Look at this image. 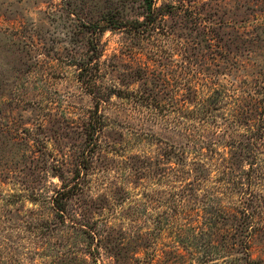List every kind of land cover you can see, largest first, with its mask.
Wrapping results in <instances>:
<instances>
[{"label":"rangeland","instance_id":"374dc122","mask_svg":"<svg viewBox=\"0 0 264 264\" xmlns=\"http://www.w3.org/2000/svg\"><path fill=\"white\" fill-rule=\"evenodd\" d=\"M153 5L0 0V264H264V0Z\"/></svg>","mask_w":264,"mask_h":264},{"label":"trees","instance_id":"16d2710c","mask_svg":"<svg viewBox=\"0 0 264 264\" xmlns=\"http://www.w3.org/2000/svg\"><path fill=\"white\" fill-rule=\"evenodd\" d=\"M143 3H144V7H145V11H146V18H148V20H150L151 22L156 20L154 18H157L161 15H163L164 13V10L166 7L165 6H161V7H158V8H155L154 5H153V0H143ZM103 24L105 25H99V24H92L90 25V30H91V34H94L95 33H103L104 31L106 30H116V29H120L122 28V26L119 25V21H113V19H109V18H105L103 20ZM137 25H142V23H139V21L136 23ZM98 46H99V43H94L93 45H91V49L93 50L94 53H96V56L99 57V54H100V51H98ZM96 57V58H97ZM94 58V57H93ZM90 61V60H89ZM88 61V63H89ZM87 62L83 63V64H78L76 65L77 67V70H78V77L83 80L85 77H88L89 75H87L86 71L87 68ZM95 94V99L97 100V103H100V101H102L101 97L100 96H96V92H94ZM100 95V94H99Z\"/></svg>","mask_w":264,"mask_h":264}]
</instances>
